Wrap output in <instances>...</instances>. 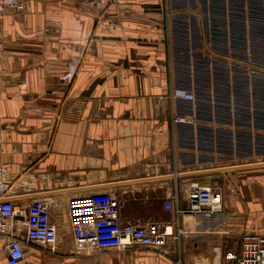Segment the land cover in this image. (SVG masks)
Wrapping results in <instances>:
<instances>
[{
    "label": "crops",
    "instance_id": "1",
    "mask_svg": "<svg viewBox=\"0 0 264 264\" xmlns=\"http://www.w3.org/2000/svg\"><path fill=\"white\" fill-rule=\"evenodd\" d=\"M21 1L23 13L0 17V165L15 205L49 203L58 241L53 250L25 243L20 264H195L215 257L228 264L224 251H239L245 233L264 229V200L254 194L264 191V164L241 167L264 163V148L255 157L242 151L243 144L264 145V134L252 137L240 106H213L211 97L218 95L217 68L232 81L248 74L251 57L235 59L230 43H249V33L235 39L232 17L244 18L251 0H240L241 11L228 2L218 8L217 0ZM255 63L264 74V59ZM187 76L208 81L206 102L181 97ZM192 109L194 125L174 123ZM194 182L218 183L223 231L193 226L198 236L170 237L161 250L77 252L71 199L109 191L120 198L124 222L145 209L174 222L175 211L163 216L158 209L175 195L186 208ZM5 249L0 237V264H7Z\"/></svg>",
    "mask_w": 264,
    "mask_h": 264
},
{
    "label": "built area",
    "instance_id": "2",
    "mask_svg": "<svg viewBox=\"0 0 264 264\" xmlns=\"http://www.w3.org/2000/svg\"><path fill=\"white\" fill-rule=\"evenodd\" d=\"M80 1L96 5L103 0ZM11 9L23 13L25 4L21 0H0V17ZM181 97L191 104L198 99L193 90H185ZM173 121L176 125H194L196 116L193 113L178 114ZM4 176L5 170L0 165V237L6 241L7 264H20L25 257V243L53 250L58 241V231L51 222L49 203L34 199L27 207L15 205L14 195L6 190ZM165 208L175 211L178 219L174 222H162L135 217L124 222L120 216L118 197L113 192H96L75 197L69 201L68 213L76 250L80 255H90L95 251L126 250L133 246L161 249L166 247L170 237L179 239L183 234L195 235L193 226H203L209 231L224 230L226 215L222 194L216 182L191 183L187 189L186 208L180 207L177 195L165 202ZM186 216L195 220L187 228L181 225V219ZM17 218L25 229L22 236L13 231ZM174 224L178 225L177 235L174 234ZM215 251L219 252L220 249ZM223 258L228 264H264V234L245 233L240 250H226ZM216 259L217 257L211 261L201 259L195 264H215ZM178 264L183 263L180 260Z\"/></svg>",
    "mask_w": 264,
    "mask_h": 264
},
{
    "label": "rangeland",
    "instance_id": "3",
    "mask_svg": "<svg viewBox=\"0 0 264 264\" xmlns=\"http://www.w3.org/2000/svg\"><path fill=\"white\" fill-rule=\"evenodd\" d=\"M226 2L231 3V8L241 11V4L243 3L240 0H217V3H219L220 5L218 6V8L225 7ZM251 3L252 6H245V10L247 11L244 18L241 17L242 15L239 12H234V16L232 17V20L234 21L232 28L235 39L242 40L243 37L249 33V43H230V47H232L235 54L237 55L234 56L235 59L242 60V56L246 55H249L251 57L249 58L250 62H248L251 64L247 65L248 74L246 77L243 76V78L241 76H235V79L232 81L226 77V69L224 67L217 68V77L215 78L216 81H213L212 88L213 91H217L216 93H218V95L215 96L213 94L211 97L213 100V106L215 104H219L221 106L226 104L240 106V110L242 111H240L239 114H242L241 117H243L244 120H247V122L250 121V134L252 135V137H257V134H264L262 129H260V127L264 126V74H259L257 72V64L255 63L258 62L259 66L261 67L264 59V43H262V37L264 36V0H251ZM249 20L251 22H249ZM220 49H223V47H220ZM219 56L224 57L223 54ZM257 56L258 60H254V57ZM184 85L187 90H193L194 87H196L197 93H195L197 94V98L200 97L204 102H206L205 97L208 96H205L204 92L205 90H207L206 88L209 87L208 81L204 79V76L202 77V79L197 80L192 78H190L189 80V77L187 76V80L185 81ZM231 87H233L237 91L234 92L233 96L228 95V89H231ZM192 112L193 109L190 110L189 113ZM224 117H226V115H224ZM263 148L264 145L262 142H258V144L254 142V145H251L250 148H248L245 144L242 145V151L251 153L250 157H255L257 155V152L261 151ZM254 194H258L259 198L261 200H264V191H261V189L259 190V192H254ZM118 201L120 204L121 216L122 212H124V209H122L121 207V201L119 197ZM125 210L132 211L133 209L126 208ZM156 210L157 209H145L146 214L141 213L137 217H142L143 219L147 220H157L155 219L156 217L153 216ZM158 210L162 213L163 216H166L170 214V212H172L168 211L165 207ZM260 210H262V214H264V208H261ZM185 220L189 222L188 225L192 224V222H195L194 218L186 217ZM15 221H19V219H15ZM13 231L15 233L23 234L21 233L22 231L17 227L16 223H14ZM250 232L262 233L264 232V229H260L257 231L251 230Z\"/></svg>",
    "mask_w": 264,
    "mask_h": 264
},
{
    "label": "bare ground",
    "instance_id": "4",
    "mask_svg": "<svg viewBox=\"0 0 264 264\" xmlns=\"http://www.w3.org/2000/svg\"><path fill=\"white\" fill-rule=\"evenodd\" d=\"M198 148H199V147H198ZM190 151H192V150H190ZM189 153H190V152H189ZM184 155H185V154H184ZM174 156H175V155H174ZM191 158H192V156H191ZM242 159H243V158H242ZM240 168H241V167H240ZM202 170H203V169H202ZM221 194H222V193H221ZM27 196H28V195H27ZM42 199H43V198H42ZM46 200H47V199H46ZM183 208H184V207H183ZM223 208H224V206H223ZM186 217H187V218H192V217H190V216H186ZM17 219H18V218H17ZM132 219H133V218H132ZM132 219H131V220H132ZM181 220H182V219H181ZM129 221H130V220H129ZM188 223H189V222H188ZM193 223H194V222H192V224H190V225H188V224H187V225H188V226H191V225H193ZM187 225H186V226H187ZM199 230H200V229H199ZM219 230H221V229H219ZM195 231H196V230H195ZM207 231H208V230H207ZM222 231H223V230H222ZM204 234H205V233H204ZM198 235H199V234H198ZM198 235H196V236H198ZM184 238H185V237H184ZM189 239H190V238H189ZM195 239H196V238H195ZM190 242H191V241H190ZM179 243H180V242H179ZM191 243H192V242H191ZM160 250H161V249H160ZM183 264H184V263H183Z\"/></svg>",
    "mask_w": 264,
    "mask_h": 264
},
{
    "label": "water",
    "instance_id": "5",
    "mask_svg": "<svg viewBox=\"0 0 264 264\" xmlns=\"http://www.w3.org/2000/svg\"><path fill=\"white\" fill-rule=\"evenodd\" d=\"M264 163H255V164H247V165H243L241 167H251V166H257V165H263ZM233 168H238V167H233ZM200 172H206V171H199Z\"/></svg>",
    "mask_w": 264,
    "mask_h": 264
}]
</instances>
